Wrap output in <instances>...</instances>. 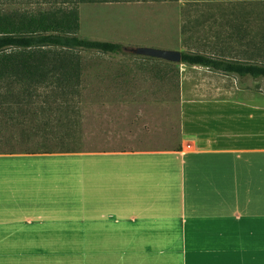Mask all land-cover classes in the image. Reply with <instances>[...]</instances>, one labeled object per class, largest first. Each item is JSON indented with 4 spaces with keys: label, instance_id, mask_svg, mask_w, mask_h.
<instances>
[{
    "label": "rangeland",
    "instance_id": "rangeland-1",
    "mask_svg": "<svg viewBox=\"0 0 264 264\" xmlns=\"http://www.w3.org/2000/svg\"><path fill=\"white\" fill-rule=\"evenodd\" d=\"M80 17V37L121 43L126 53L76 51L84 63V87L69 104L76 111V123L69 124L75 138L66 143L77 152L170 149L180 145L184 98L206 96L194 93L202 74L176 63L173 72L157 60L135 54L133 49L201 52L208 44L224 46L226 36L219 35L218 30L226 33L228 25L244 23L255 31L263 30L264 4H82ZM230 47L239 50L237 44ZM218 55L241 58L238 52ZM214 78L235 98L264 102V79L221 73L214 74ZM50 122L60 135L66 132L67 114L54 116ZM25 126L29 133L34 132L32 125ZM21 129L0 126V138L12 141ZM58 154L0 155V264H172V252L181 248V241L116 238L122 233L101 238L104 234H94L91 224L80 225V219L90 217L77 215L74 198L56 194L64 190L73 194L69 188L70 168L55 163L71 158ZM32 205L37 208H30ZM60 222H64L61 229L56 224Z\"/></svg>",
    "mask_w": 264,
    "mask_h": 264
},
{
    "label": "crops",
    "instance_id": "crops-1",
    "mask_svg": "<svg viewBox=\"0 0 264 264\" xmlns=\"http://www.w3.org/2000/svg\"><path fill=\"white\" fill-rule=\"evenodd\" d=\"M240 2L264 0L177 3ZM214 44L200 53H236ZM182 65L201 72L194 93L206 96L182 101L180 145L60 153L71 158L58 164L70 168L73 194H56L74 198L77 215L90 217L80 225L101 238L181 241L172 264H264V102L220 88L221 72Z\"/></svg>",
    "mask_w": 264,
    "mask_h": 264
},
{
    "label": "trees",
    "instance_id": "trees-1",
    "mask_svg": "<svg viewBox=\"0 0 264 264\" xmlns=\"http://www.w3.org/2000/svg\"><path fill=\"white\" fill-rule=\"evenodd\" d=\"M170 1L178 2L0 0V126L8 125L11 129L22 126L12 141L0 138V155L77 152L66 143L75 138L69 124L76 123L73 119L76 111L69 104L81 95L84 87V63L75 53L78 50L114 55L126 53V47L121 43L79 36L80 5ZM232 4L257 6L264 2ZM225 29L226 33L218 30L219 35H225L227 40L224 46L219 45L220 50L229 48L234 41L239 47L236 53H240L241 58L228 60L219 55L188 51L182 52V64L206 67L241 79H264V28L255 31V28L240 23L237 27L228 25ZM214 46L217 47V43ZM9 50L11 52L5 54ZM154 60L175 71L173 63ZM37 102H41L40 105L37 106ZM63 113L67 114L68 126L60 135L50 121ZM25 123L33 126V133L25 128ZM41 134H44L42 138ZM28 136L34 140L30 141Z\"/></svg>",
    "mask_w": 264,
    "mask_h": 264
},
{
    "label": "water",
    "instance_id": "water-1",
    "mask_svg": "<svg viewBox=\"0 0 264 264\" xmlns=\"http://www.w3.org/2000/svg\"><path fill=\"white\" fill-rule=\"evenodd\" d=\"M133 52L137 55L159 59L171 63L182 64V52L176 50H163L150 47H141L133 49Z\"/></svg>",
    "mask_w": 264,
    "mask_h": 264
},
{
    "label": "bare ground",
    "instance_id": "bare-ground-1",
    "mask_svg": "<svg viewBox=\"0 0 264 264\" xmlns=\"http://www.w3.org/2000/svg\"><path fill=\"white\" fill-rule=\"evenodd\" d=\"M63 161V160H62ZM62 161H56L57 163H60V162H62Z\"/></svg>",
    "mask_w": 264,
    "mask_h": 264
}]
</instances>
